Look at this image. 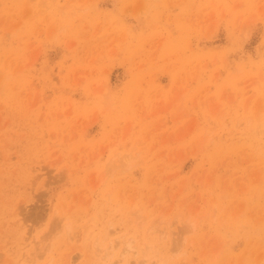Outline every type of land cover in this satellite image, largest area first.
I'll list each match as a JSON object with an SVG mask.
<instances>
[{
	"label": "rangeland",
	"instance_id": "rangeland-1",
	"mask_svg": "<svg viewBox=\"0 0 264 264\" xmlns=\"http://www.w3.org/2000/svg\"><path fill=\"white\" fill-rule=\"evenodd\" d=\"M0 264H264V0H0Z\"/></svg>",
	"mask_w": 264,
	"mask_h": 264
}]
</instances>
